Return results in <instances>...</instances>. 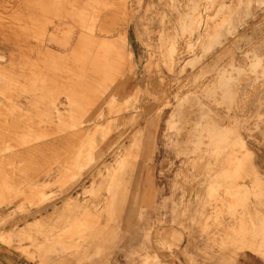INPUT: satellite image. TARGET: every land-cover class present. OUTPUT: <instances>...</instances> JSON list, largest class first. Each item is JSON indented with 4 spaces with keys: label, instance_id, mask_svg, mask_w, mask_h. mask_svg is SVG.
Listing matches in <instances>:
<instances>
[{
    "label": "rangeland",
    "instance_id": "rangeland-1",
    "mask_svg": "<svg viewBox=\"0 0 264 264\" xmlns=\"http://www.w3.org/2000/svg\"><path fill=\"white\" fill-rule=\"evenodd\" d=\"M0 1L1 242L264 264V0Z\"/></svg>",
    "mask_w": 264,
    "mask_h": 264
},
{
    "label": "crops",
    "instance_id": "crops-1",
    "mask_svg": "<svg viewBox=\"0 0 264 264\" xmlns=\"http://www.w3.org/2000/svg\"><path fill=\"white\" fill-rule=\"evenodd\" d=\"M2 230L6 231L8 229L4 228ZM44 263L51 264L52 263L51 258H49ZM0 264H42V262H40L39 260L31 259L26 255L20 253L15 247L9 246L8 244L0 241ZM246 264H260V263H246Z\"/></svg>",
    "mask_w": 264,
    "mask_h": 264
},
{
    "label": "bare ground",
    "instance_id": "bare-ground-1",
    "mask_svg": "<svg viewBox=\"0 0 264 264\" xmlns=\"http://www.w3.org/2000/svg\"><path fill=\"white\" fill-rule=\"evenodd\" d=\"M0 2H1V1H0ZM9 2H10V1H9ZM13 2H14V1H13ZM4 3H5V2H4ZM23 8H24V7H23ZM2 10H3V9H2ZM19 12H20V11H19ZM23 14H24V13H23ZM27 16H28V15H27ZM102 20H103V19H102ZM37 28H38V27H37ZM21 31H22V30H21ZM24 35H25V33H24ZM15 51H16V50H15ZM16 52H17V51H16ZM132 82H133V81H132ZM129 84H130V83H129ZM129 84H128V86H129ZM122 115H123V114H122ZM127 115H128V114H127ZM119 116H120V115H119ZM117 118H118V117H117ZM121 118H123V117L120 116V119H121ZM120 119H119V120H120ZM119 120H118V121H119ZM103 121H104V120H103ZM122 122H123V121H122ZM102 123H103V122H102ZM120 123H121V121H120ZM75 130H76V129H75ZM75 130H74V131H75ZM82 130H83V129H82ZM79 131H80V130H79ZM68 133H69V132H68ZM74 135H75V134H74ZM63 136H64V135H63ZM59 138H60V137H59ZM123 138H124V137H123ZM125 138H126V137H125ZM125 138H124V139H125ZM48 139H49V138H48ZM62 140H64L63 137H62ZM44 141H47V143H48L47 138H46ZM39 142H40V141H39ZM42 143H43V142H42ZM51 143H53V142H49V143H48V147H49V145H51ZM62 143H63V142H62ZM35 144H36V143H35ZM35 144H34V145H35ZM53 144H54V143H53ZM53 144H52V145H53ZM64 144H65V143H64ZM67 144H68V143H67ZM71 144H72V143H71ZM32 145H33V144H32ZM46 146H47V144H46ZM65 146H66V145H65ZM50 147H51V146H50ZM61 147H62V146H61ZM34 148H35V147H34ZM112 149H113V148H112ZM100 161H101V160H100ZM96 162H97V161H96ZM92 165H93V164H92ZM89 171H90V170H89ZM88 173H89V172H88ZM82 186H83V185H82ZM37 210H38V209H37Z\"/></svg>",
    "mask_w": 264,
    "mask_h": 264
}]
</instances>
